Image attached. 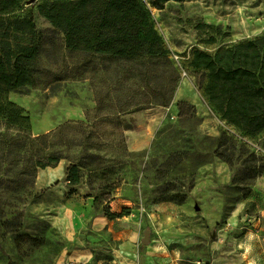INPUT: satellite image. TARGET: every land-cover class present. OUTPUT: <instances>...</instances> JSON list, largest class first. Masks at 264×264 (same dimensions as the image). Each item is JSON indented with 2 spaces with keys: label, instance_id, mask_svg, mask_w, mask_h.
Segmentation results:
<instances>
[{
  "label": "rangeland",
  "instance_id": "obj_1",
  "mask_svg": "<svg viewBox=\"0 0 264 264\" xmlns=\"http://www.w3.org/2000/svg\"><path fill=\"white\" fill-rule=\"evenodd\" d=\"M144 1L167 61L70 50L36 7L14 13L31 12L45 41L32 81L8 93L30 118L31 146L0 169V264H99L120 220L156 203L153 233L165 241L174 229L178 264H264V129L250 136L221 119L189 64L194 50L262 35L264 0ZM47 152L54 166L23 172Z\"/></svg>",
  "mask_w": 264,
  "mask_h": 264
},
{
  "label": "trees",
  "instance_id": "obj_2",
  "mask_svg": "<svg viewBox=\"0 0 264 264\" xmlns=\"http://www.w3.org/2000/svg\"><path fill=\"white\" fill-rule=\"evenodd\" d=\"M26 1L0 0V125L17 130L14 136L0 132V169L4 163L13 162L15 146L25 142L31 146L30 118L23 107L8 98L10 91L32 81L45 41L31 12L14 14L24 9ZM30 6L36 7L39 15L63 34L70 50L123 61L144 57L168 60L169 50L155 29L144 0H41ZM189 64L205 72L202 94L221 119L250 136L264 129V33L214 53L194 50ZM58 160L54 152H47L31 160L23 172L33 174L38 167L54 166ZM69 177L74 184L79 182L75 164L69 167ZM129 212L128 208L121 212L105 209L108 217Z\"/></svg>",
  "mask_w": 264,
  "mask_h": 264
},
{
  "label": "crops",
  "instance_id": "obj_3",
  "mask_svg": "<svg viewBox=\"0 0 264 264\" xmlns=\"http://www.w3.org/2000/svg\"><path fill=\"white\" fill-rule=\"evenodd\" d=\"M164 207V204L156 203L152 207L153 212L147 211L146 214L141 212L137 217L132 218V222L121 219L120 221L127 223L117 232V237L114 236V239H118L119 243L117 245L106 244L110 257L101 260L99 264H178L176 257L168 251L167 246V241H173L174 235L176 237L174 229H169L171 234L165 238V241L156 239L153 233L156 230V225L155 227L153 225L154 210ZM99 221L105 222L106 220L99 217ZM146 230H149V241L144 245L141 241ZM247 256L250 254L245 255V257Z\"/></svg>",
  "mask_w": 264,
  "mask_h": 264
},
{
  "label": "water",
  "instance_id": "obj_4",
  "mask_svg": "<svg viewBox=\"0 0 264 264\" xmlns=\"http://www.w3.org/2000/svg\"><path fill=\"white\" fill-rule=\"evenodd\" d=\"M37 0H27L26 1V5H31L32 3H34V2H36ZM148 241H149V230H146L145 232H144V237H143V239H142V243L143 244H147L148 243ZM8 264H10V263H8Z\"/></svg>",
  "mask_w": 264,
  "mask_h": 264
}]
</instances>
